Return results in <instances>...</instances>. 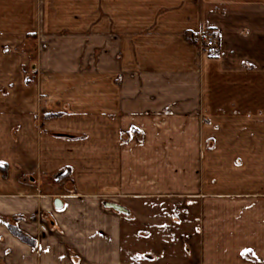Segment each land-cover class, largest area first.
I'll return each mask as SVG.
<instances>
[{
  "label": "crops",
  "instance_id": "crops-1",
  "mask_svg": "<svg viewBox=\"0 0 264 264\" xmlns=\"http://www.w3.org/2000/svg\"><path fill=\"white\" fill-rule=\"evenodd\" d=\"M37 2L0 0V33L94 28L95 43L111 45V82L98 68L90 80L95 97L82 99L70 89L86 78L59 70L39 72L34 81L43 99L20 89L17 98L0 103V165L7 166L6 176L0 173V264H122L121 221L129 210L123 207L127 214H122L105 207L96 196L107 190H116L128 203L191 192L197 264H264V66L254 82L247 83L250 75L242 73L239 84L208 83L206 100L172 103L174 108L200 107L201 115L192 119L196 125L203 116L235 127L254 125L255 146L248 148L245 142L236 144L233 135L217 147L212 135L207 147L202 140L210 137L198 132L190 133L196 147H187L182 141L186 132L167 149L160 140L164 133L158 131L159 142L152 141L144 125L152 121L147 110L170 103H152L148 94L134 98L126 93L151 88L120 87L112 80L120 74L114 65L120 55L130 61L128 67L148 59L150 47L138 45L167 43V38L189 44L206 30L218 35L223 60H245L255 37L264 45V0H45V11L37 9ZM119 43L136 46V53H120ZM164 114L158 110L155 120ZM182 115L177 123L189 118ZM132 127L143 130L142 139L129 135ZM167 154L194 156L197 163L193 157L190 170L174 168L176 160L168 164ZM66 173L71 179H57ZM12 217H22L17 227L35 247L10 233Z\"/></svg>",
  "mask_w": 264,
  "mask_h": 264
},
{
  "label": "rangeland",
  "instance_id": "rangeland-1",
  "mask_svg": "<svg viewBox=\"0 0 264 264\" xmlns=\"http://www.w3.org/2000/svg\"><path fill=\"white\" fill-rule=\"evenodd\" d=\"M37 1V9L45 11V0L44 2ZM41 21V13H39L38 23ZM18 30V33H0V103L17 98L21 93L20 89L27 90L26 96L33 94L36 100L43 99L37 96L38 87L34 80L39 72L51 70L65 71L77 75L79 79H87V81L82 79L77 86L71 87L70 91L74 92L77 98L95 97V89L93 84H90V80L93 81L94 72L98 68L103 69V78L107 79L110 85L111 45L96 44L94 28L84 30L37 27ZM214 35L219 40L218 35L216 33ZM167 39V43L138 45L139 48L150 47L149 52L144 51L148 59L143 63H140V60L134 61L128 67L130 61L122 60L120 54L119 59H115L117 62L114 61V65H117L115 70L119 68L120 71L118 78H112L114 83H118L120 87L123 84H129L145 87L147 85L151 88L150 92L142 93L136 90L127 92V95L137 98L148 94L152 103L156 99H166L170 103L166 108L159 109L154 106L149 111L147 110L152 121L147 122L144 128L152 132L151 140L159 142L158 131H162L165 137L161 136L160 140L167 149H170L176 147L181 141L180 138H183L187 132L189 133L186 136L187 139H182L184 146L196 147L198 141L191 140L190 133L198 132L200 137H210L202 140L207 147L212 145V135L215 137L216 147L222 145V139L225 136L228 138L234 136L236 144L245 142L243 144L245 147H254V125L237 124L235 127L221 122H211V119L206 116L199 119L196 125L192 119L196 115H201L200 107L174 108L172 103L177 100L183 102L206 100L211 94L207 88L208 83L218 86L239 84L242 73L250 75L247 76V83L254 82L259 78V70L264 66L262 65L264 45L256 43L257 37H255L254 45H247L248 54L245 60L240 61L238 58L223 60L221 42L219 55L209 57L203 52L202 36L197 42L193 40L183 45L170 42L171 38ZM116 46L119 47L120 53L128 51L136 53L137 50V47L135 46L134 49L132 44L119 43ZM125 67L128 68L125 69ZM209 70L212 73L210 80L206 77V72ZM26 85L30 86L26 87ZM214 93L222 95L224 92L214 91ZM158 110L165 113L162 115L165 121L155 120L154 116L158 115ZM182 114L189 118L183 124L177 123L176 117ZM142 131L137 127H132L128 133L134 139L140 140L143 138L144 132ZM193 157L190 155L171 156L170 154L166 156L168 164L171 165L172 158H175L176 162L173 167L177 166L183 170L191 169ZM195 159L196 157H194L196 164ZM70 176V173H66L57 179L67 181L71 179ZM186 179L190 186V177L187 176ZM96 197L100 198L102 203H115L129 210V215L122 216L121 221L122 264H197L195 256L199 248V236L196 205L191 204V192L184 196H175L161 201L137 199L136 203H128L127 199L116 190L104 191Z\"/></svg>",
  "mask_w": 264,
  "mask_h": 264
},
{
  "label": "built area",
  "instance_id": "built-area-1",
  "mask_svg": "<svg viewBox=\"0 0 264 264\" xmlns=\"http://www.w3.org/2000/svg\"><path fill=\"white\" fill-rule=\"evenodd\" d=\"M202 47L205 55L217 57L220 53V41L211 31L202 32Z\"/></svg>",
  "mask_w": 264,
  "mask_h": 264
},
{
  "label": "trees",
  "instance_id": "trees-1",
  "mask_svg": "<svg viewBox=\"0 0 264 264\" xmlns=\"http://www.w3.org/2000/svg\"><path fill=\"white\" fill-rule=\"evenodd\" d=\"M0 173H2L4 176H6L7 173V166L6 165H0ZM22 219V217H12L9 219L8 223V230L10 233L17 237L21 242H24L28 245H30L32 248L35 247V241L32 240L30 237L24 235L17 227V223Z\"/></svg>",
  "mask_w": 264,
  "mask_h": 264
},
{
  "label": "water",
  "instance_id": "water-1",
  "mask_svg": "<svg viewBox=\"0 0 264 264\" xmlns=\"http://www.w3.org/2000/svg\"><path fill=\"white\" fill-rule=\"evenodd\" d=\"M60 205V202L58 200L55 201V206L58 207ZM105 207L107 208H111L119 213H122V214H127V210L124 209L123 207H120L116 204H113V203H107L105 204Z\"/></svg>",
  "mask_w": 264,
  "mask_h": 264
}]
</instances>
